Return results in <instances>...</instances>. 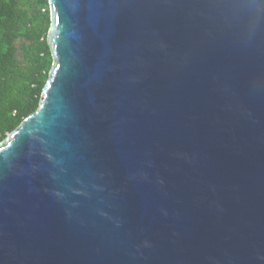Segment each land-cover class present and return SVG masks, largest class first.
<instances>
[{
  "label": "water",
  "instance_id": "95a60500",
  "mask_svg": "<svg viewBox=\"0 0 264 264\" xmlns=\"http://www.w3.org/2000/svg\"><path fill=\"white\" fill-rule=\"evenodd\" d=\"M49 4L0 264H264V0Z\"/></svg>",
  "mask_w": 264,
  "mask_h": 264
},
{
  "label": "trees",
  "instance_id": "16d2710c",
  "mask_svg": "<svg viewBox=\"0 0 264 264\" xmlns=\"http://www.w3.org/2000/svg\"><path fill=\"white\" fill-rule=\"evenodd\" d=\"M49 0H0V144L35 114L55 59Z\"/></svg>",
  "mask_w": 264,
  "mask_h": 264
}]
</instances>
